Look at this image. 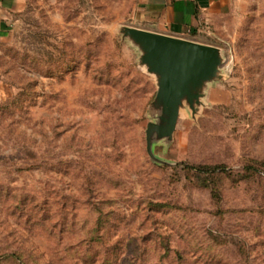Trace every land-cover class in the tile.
<instances>
[{"label":"rangeland","instance_id":"obj_1","mask_svg":"<svg viewBox=\"0 0 264 264\" xmlns=\"http://www.w3.org/2000/svg\"><path fill=\"white\" fill-rule=\"evenodd\" d=\"M137 5L18 0L0 18V264H264V0L211 30L221 74L154 156Z\"/></svg>","mask_w":264,"mask_h":264},{"label":"water","instance_id":"obj_2","mask_svg":"<svg viewBox=\"0 0 264 264\" xmlns=\"http://www.w3.org/2000/svg\"><path fill=\"white\" fill-rule=\"evenodd\" d=\"M124 34L141 47L142 65L157 78L161 114L146 129L148 151L154 156V140L173 136L186 103L196 110L207 84L220 76L224 59L220 47L210 43L136 26H126Z\"/></svg>","mask_w":264,"mask_h":264},{"label":"crops","instance_id":"obj_3","mask_svg":"<svg viewBox=\"0 0 264 264\" xmlns=\"http://www.w3.org/2000/svg\"><path fill=\"white\" fill-rule=\"evenodd\" d=\"M240 0H138L137 26L208 43L211 30ZM18 0H0V18L16 10Z\"/></svg>","mask_w":264,"mask_h":264}]
</instances>
